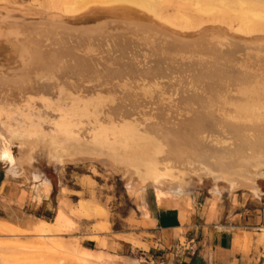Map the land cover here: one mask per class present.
<instances>
[{
	"label": "bare ground",
	"instance_id": "obj_1",
	"mask_svg": "<svg viewBox=\"0 0 264 264\" xmlns=\"http://www.w3.org/2000/svg\"><path fill=\"white\" fill-rule=\"evenodd\" d=\"M47 1L0 0V162L16 140L37 141L31 159L50 141L51 164L132 170L131 196L153 190L160 206L183 215L195 209L190 177L226 180L231 194L257 196L264 0ZM10 163L5 181L25 186L21 199L0 197L2 205L22 209L51 194L41 172ZM211 193L216 216L222 191L215 185ZM66 207L57 206L52 223L17 221L48 237L51 225L71 223ZM77 255L91 261L89 247Z\"/></svg>",
	"mask_w": 264,
	"mask_h": 264
},
{
	"label": "rangeland",
	"instance_id": "obj_2",
	"mask_svg": "<svg viewBox=\"0 0 264 264\" xmlns=\"http://www.w3.org/2000/svg\"><path fill=\"white\" fill-rule=\"evenodd\" d=\"M5 1L32 7L46 6L48 3L47 0ZM36 142L35 139H26L24 142L16 140L12 154L6 156V161L0 162V197L10 196L11 192L6 193V187L21 188L22 193L24 184H8L5 181L10 162H15L32 173L41 172L43 178L49 179L53 185L50 201L38 206L28 200V206L22 211L52 223L57 206L67 205L65 210L71 223L62 227L51 225L49 236L46 237L32 227L18 223V216L24 213L9 209L0 200V243L9 248L1 251L4 261L0 260V264H82L77 253L83 244L93 247L89 264L182 263L189 251L184 248L187 245L185 229H178L153 244L142 242L138 210L146 213L143 195L137 200L127 190L128 183L135 176L134 171L130 170L122 176L107 171L98 163L67 164L64 167L51 164L49 153L56 146L50 141L43 143L31 159L30 149ZM255 174L253 182L263 197L264 170L256 171ZM186 181L189 194L193 197L195 193L200 197L198 202L209 201L211 189L218 185L223 191L224 206L230 210L229 214L232 210L244 211L247 215H262L264 212V199L260 200L244 189L235 192L236 206L232 209L233 200L226 180L216 183L211 178L200 180L190 177ZM62 187L64 196H61ZM261 226H264V221L257 225ZM196 250L190 248V251Z\"/></svg>",
	"mask_w": 264,
	"mask_h": 264
},
{
	"label": "crops",
	"instance_id": "obj_3",
	"mask_svg": "<svg viewBox=\"0 0 264 264\" xmlns=\"http://www.w3.org/2000/svg\"><path fill=\"white\" fill-rule=\"evenodd\" d=\"M255 187L257 190L256 197L263 200L264 195L261 197L260 189L256 185ZM5 191L6 193L11 192V197L1 196L6 199L18 200L21 199L18 196L22 197L21 188L6 187ZM52 194L51 191L49 196H43L34 203L39 206L44 201L48 202L51 200ZM229 194L233 200V209L236 206L237 199L235 196L237 194L235 192ZM193 198L195 209L183 215L178 207L160 206L155 192L146 190L142 197L146 213L138 210L139 221L142 226L141 232H139L142 242L147 241L153 244L166 235H171L174 231L183 228L187 238V245L184 248L189 251L183 257L181 264H264V226L257 227L264 221V212L262 215H247L244 211L232 210L229 214L230 210L224 206L222 191L221 199L223 201L219 202L218 207L221 211H218L217 215L214 216L209 209L210 198L209 201L198 202L200 197H197L195 193ZM27 202L28 200L25 201L22 209H18L15 205L11 209L24 213L22 210L28 206ZM18 218L34 221L38 217L24 213ZM18 223L24 224L22 221ZM256 228L260 230H255ZM120 244L124 245L122 242ZM83 245L93 249L91 246ZM190 248L197 250L193 252L190 251Z\"/></svg>",
	"mask_w": 264,
	"mask_h": 264
}]
</instances>
